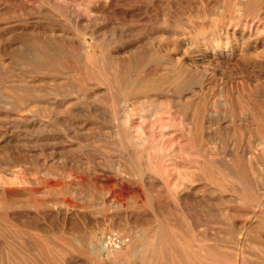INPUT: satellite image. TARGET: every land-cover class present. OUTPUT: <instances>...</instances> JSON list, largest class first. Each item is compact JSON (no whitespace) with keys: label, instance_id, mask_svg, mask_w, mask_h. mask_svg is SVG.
Listing matches in <instances>:
<instances>
[{"label":"rangeland","instance_id":"obj_1","mask_svg":"<svg viewBox=\"0 0 264 264\" xmlns=\"http://www.w3.org/2000/svg\"><path fill=\"white\" fill-rule=\"evenodd\" d=\"M0 264H264V0H0Z\"/></svg>","mask_w":264,"mask_h":264},{"label":"built area","instance_id":"obj_2","mask_svg":"<svg viewBox=\"0 0 264 264\" xmlns=\"http://www.w3.org/2000/svg\"><path fill=\"white\" fill-rule=\"evenodd\" d=\"M122 240L118 237H115V236H112V237H109L107 238L106 242H105V245H110V246H119L120 244H122Z\"/></svg>","mask_w":264,"mask_h":264},{"label":"bare ground","instance_id":"obj_3","mask_svg":"<svg viewBox=\"0 0 264 264\" xmlns=\"http://www.w3.org/2000/svg\"><path fill=\"white\" fill-rule=\"evenodd\" d=\"M103 243V242H102Z\"/></svg>","mask_w":264,"mask_h":264}]
</instances>
